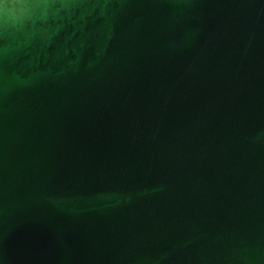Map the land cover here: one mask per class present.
<instances>
[{
  "label": "water",
  "instance_id": "1",
  "mask_svg": "<svg viewBox=\"0 0 264 264\" xmlns=\"http://www.w3.org/2000/svg\"><path fill=\"white\" fill-rule=\"evenodd\" d=\"M0 264H264V0H0Z\"/></svg>",
  "mask_w": 264,
  "mask_h": 264
}]
</instances>
